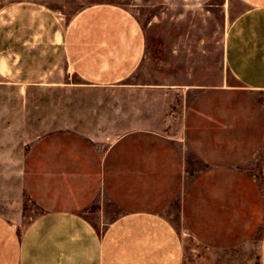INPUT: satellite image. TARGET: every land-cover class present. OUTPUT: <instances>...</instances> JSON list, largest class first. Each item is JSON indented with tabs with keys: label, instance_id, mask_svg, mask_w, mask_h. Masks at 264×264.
<instances>
[{
	"label": "crops",
	"instance_id": "obj_1",
	"mask_svg": "<svg viewBox=\"0 0 264 264\" xmlns=\"http://www.w3.org/2000/svg\"><path fill=\"white\" fill-rule=\"evenodd\" d=\"M238 1L245 9L224 36L225 74L208 84H127L145 37L121 6L91 5L67 23L33 2L0 10L5 84L61 90L74 78L114 92L34 111L27 143L25 111H0V139L14 135L0 145V165L15 167L6 180L53 207L23 229L0 214V264H182L181 226L209 254L249 244L248 183L258 179L264 194V151L250 145L248 112L231 92L264 93V0ZM124 87L132 91L122 98ZM105 213L116 216L100 231L84 216ZM258 257L264 264V230Z\"/></svg>",
	"mask_w": 264,
	"mask_h": 264
},
{
	"label": "rangeland",
	"instance_id": "obj_2",
	"mask_svg": "<svg viewBox=\"0 0 264 264\" xmlns=\"http://www.w3.org/2000/svg\"><path fill=\"white\" fill-rule=\"evenodd\" d=\"M19 2L41 4L55 12L63 23L70 21L82 9L96 4H114L129 11L144 33L145 53L140 67L126 83L139 85L193 81L208 84L210 79L218 81L225 74L222 65L225 33L245 9L238 0H0V10ZM70 82L76 86L50 90L47 87H17L5 84L0 79V111H25V120L29 123L24 130L27 143L35 134L32 126L34 111L53 110L58 108L57 105L64 107V97L70 94L99 96L114 93L111 90L80 86L82 83L74 78ZM227 82L238 87L230 79ZM131 91L124 87L115 93L123 98L128 97ZM231 93L234 108L248 112L249 143L256 146L260 157L264 151V93L240 89ZM98 101H94L93 105L100 107L106 104ZM71 105L72 102L69 103ZM121 108H127V102H122ZM13 136L11 134L8 140L2 137L0 145L4 147L10 144ZM26 167V173L30 175L31 158ZM12 169L15 167L0 165V214L10 218L19 217L18 226L23 229L43 211L53 207L34 196L30 188L26 189L25 195H17L16 182L6 180V174L11 173ZM248 205V245L233 247L230 255L218 251L209 254L192 237L191 230L181 226L178 233L184 245L182 264H260L258 241L264 230V194L258 179L248 183ZM84 216L100 231L116 215L105 213Z\"/></svg>",
	"mask_w": 264,
	"mask_h": 264
}]
</instances>
